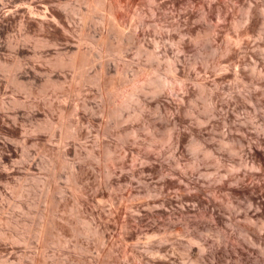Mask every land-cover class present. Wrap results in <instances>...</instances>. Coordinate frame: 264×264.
<instances>
[{
    "label": "rangeland",
    "instance_id": "374dc122",
    "mask_svg": "<svg viewBox=\"0 0 264 264\" xmlns=\"http://www.w3.org/2000/svg\"><path fill=\"white\" fill-rule=\"evenodd\" d=\"M112 1L0 0V264H140L134 257L137 251L152 258L144 246L147 242L158 245L163 235L170 239L165 249L175 264H264V225L254 215L253 206L243 198L229 197L225 190L218 191L216 185L220 184L216 177L231 169L243 172L252 164L248 144L235 150L236 142L228 137L242 133L256 142L258 135L264 136V38L255 44L247 33L248 24L235 21L249 0H206L212 19L218 7L229 9L215 39L178 36L198 31L192 25L199 8L193 0ZM255 2L264 5V0ZM58 21L67 25L66 33L61 32ZM82 31L88 37L83 42ZM77 47L82 54H74ZM149 52L155 54L153 60ZM73 58L76 66L67 64ZM171 63L176 66L174 72ZM102 64L106 68L100 76ZM153 66H157L156 72ZM174 74L179 77L175 84ZM154 77L165 81L158 92L152 89ZM113 84H119L123 94L111 97ZM132 90L134 95L128 99L124 94ZM213 94L217 95L212 102ZM124 100L119 110L122 121L118 122L120 116L111 109ZM226 117L243 123L246 130L230 129ZM167 119L178 121V129L189 135L181 150L189 190L177 191L173 184H163L158 172L161 167L178 170L173 165L171 140L164 142L159 160L152 161L158 168L152 171L141 160H132L138 145H124L117 133L120 127L142 123L139 140L148 141L155 132L159 139L168 133ZM145 121L159 126L147 129ZM193 132L207 140V145L195 147ZM100 141L104 147H115L117 157L124 156L127 149L123 168L105 154ZM91 150H101L106 157L91 156ZM242 158L250 164L237 165ZM72 173L77 185L69 179ZM251 177L259 182L256 175ZM251 177L247 175L241 185H249ZM194 183L205 190L200 195L210 200L221 222L213 221L211 212L197 214L202 209L198 205L199 210L190 206L188 215L203 218L202 225L186 232L180 231L181 226L153 230L156 224L165 229L150 215L160 203L141 193L143 188L160 189L163 184L162 197L172 198L173 206L168 209L178 211L182 203L198 204L189 197L195 193ZM259 185L247 186L254 189L257 199L264 194V182ZM211 189L217 190V196ZM181 191H185L183 197H178ZM79 197L87 199L86 207L80 205ZM97 217L107 226L105 237L96 231ZM127 220L136 232L132 239L127 238L131 230L125 226ZM174 220L180 224L178 218ZM213 249L217 258L212 257Z\"/></svg>",
    "mask_w": 264,
    "mask_h": 264
},
{
    "label": "bare ground",
    "instance_id": "6f19581e",
    "mask_svg": "<svg viewBox=\"0 0 264 264\" xmlns=\"http://www.w3.org/2000/svg\"><path fill=\"white\" fill-rule=\"evenodd\" d=\"M93 1V0H92ZM234 1V0H233ZM242 1V0H241ZM245 1V0H244ZM112 2H115L117 4V1L116 0H113ZM124 2V1H123ZM193 2L195 3L194 7H199L197 12L198 14H194L192 16V25H197L198 26V31H196L195 33L193 32H188V33H185V32H180L179 33V37L181 39H186V38H189V39H215L218 35H219V28L220 26L222 25V23H224L226 20H227V16L229 14V9H227L226 7H223V6H220L217 8V10H215L216 12V18L215 19H212L211 16H210V13L207 9L208 6H206V0H193ZM226 2V1H225ZM107 4V3H106ZM113 5L115 4H112L111 7H113ZM136 5V4H135ZM172 5V4H171ZM225 5V4H224ZM110 8V7H109ZM124 9V8H123ZM233 9V8H232ZM90 10V9H89ZM93 10V9H92ZM114 10V9H113ZM179 10V9H178ZM241 10H242V13L241 15L238 17H236L235 21H236V24H248L249 26V31L247 32L248 35L252 38V42L254 41V43H258L260 42L263 38H264V5L263 6H260L258 3L255 2V0H249L247 1L246 3H243V5L241 6ZM108 12V11H107ZM115 12V11H114ZM117 12V11H116ZM91 13V12H90ZM133 13V12H132ZM148 13V12H147ZM126 14V13H125ZM232 14V13H231ZM230 14V15H231ZM235 14V12H234ZM89 15V14H88ZM131 16V15H130ZM233 16V15H232ZM231 17V16H230ZM88 19V18H87ZM101 19V18H100ZM123 20V19H122ZM106 21V20H105ZM109 21V20H108ZM107 21V22H108ZM126 21V20H125ZM91 22V21H90ZM134 22V21H133ZM92 23V22H91ZM229 23V22H228ZM42 24V23H41ZM90 24V23H89ZM88 24V25H89ZM105 24V23H104ZM230 24V23H229ZM25 25V24H24ZM57 25L60 27L61 29V32L62 33H66L68 31V27L66 24L58 21L57 22ZM125 25V24H124ZM42 28L45 27V25H41ZM225 26V25H224ZM88 27V26H87ZM124 27V26H123ZM140 27V26H139ZM230 27V26H229ZM194 28V26H193ZM224 28V27H223ZM84 29V27H83ZM89 29V28H88ZM92 29V28H91ZM90 29V30H91ZM95 29V28H94ZM134 29V28H133ZM196 30V29H195ZM107 31V30H106ZM137 32V31H136ZM225 32V31H224ZM125 33V32H124ZM49 34V32H48ZM94 34V33H93ZM111 34V33H110ZM109 34V35H110ZM43 35V34H42ZM100 35V33H99ZM97 36V35H96ZM116 36V35H115ZM136 36V35H135ZM248 36V37H249ZM111 37V35H110ZM130 37V36H129ZM247 37V36H246ZM93 38V37H92ZM112 38V37H111ZM223 38V37H222ZM88 39V37L86 36V34L82 31L81 34H80V41L83 42V41H86ZM188 39V40H189ZM224 39V38H223ZM246 39V38H245ZM103 42V41H101ZM130 42V41H129ZM109 43V42H108ZM223 43V42H222ZM55 44V43H54ZM57 44V43H56ZM74 44V43H73ZM195 44V43H194ZM243 44V43H242ZM78 45V44H77ZM100 45V44H98ZM133 45V44H132ZM101 46V45H100ZM254 46V45H253ZM260 46V45H259ZM71 47V46H70ZM89 47V46H88ZM97 47V46H96ZM104 47V46H103ZM102 47V48H103ZM124 47V46H123ZM132 47V46H131ZM155 48V47H154ZM253 48V47H252ZM88 49V48H87ZM104 49V48H103ZM114 49V48H113ZM146 49V48H145ZM153 49V48H152ZM91 50V49H90ZM106 50V49H105ZM136 50V49H135ZM67 51V50H66ZM97 51V50H95ZM93 51V52H95ZM121 49L118 50V52H120ZM82 49L81 47H77L76 51L74 54H82ZM104 52V50H103ZM98 53V52H97ZM96 53V55H97ZM95 54V53H94ZM104 54V53H103ZM161 54V53H160ZM90 56V55H89ZM149 56L152 57V60L153 58H155V54H153L152 52H149ZM175 56V55H174ZM92 57V56H91ZM99 57V56H98ZM84 59V58H83ZM94 60V59H93ZM113 60V59H112ZM82 61V60H81ZM110 61V60H109ZM91 62V61H90ZM69 65L71 66H76L77 65V61H76V58H73L71 59L70 61H68ZM153 64V63H152ZM112 66V65H111ZM175 64L171 63L170 64V70L172 72H174L176 70L175 68ZM106 68V67H103V64L101 66V73H100V76L102 75L103 73V69ZM137 68V67H136ZM110 69V68H109ZM158 70L157 66H153L152 68V71L153 72H156ZM118 72V71H117ZM140 72L137 73V75H139ZM76 75V74H75ZM87 75V74H86ZM222 76V74H220ZM82 77V76H81ZM220 77V76H219ZM83 78V77H82ZM88 78V77H87ZM98 78V77H97ZM108 78V77H107ZM137 78V77H136ZM135 78V79H136ZM143 80V79H142ZM179 80V77L174 74V78H173V81H174V84L175 82H178ZM182 80V79H181ZM53 81V80H52ZM86 81V80H85ZM100 81V80H99ZM84 82V81H83ZM92 82V81H91ZM142 82V81H141ZM164 80L163 79H160V78H157L153 80H151V83L153 84V91L154 92H158L159 89L164 85ZM181 82V81H179ZM130 83V82H129ZM74 84V83H73ZM85 84V83H84ZM103 84V83H102ZM125 84V83H124ZM149 84V83H148ZM178 84V83H177ZM180 84V83H179ZM82 85V84H81ZM166 85V84H165ZM87 86V85H86ZM85 86V87H86ZM104 86V85H103ZM165 87V86H164ZM72 88V87H71ZM70 88V89H71ZM74 88V87H73ZM78 88V87H77ZM102 88V87H101ZM120 85H116V84H113L112 85V88L109 87V94L111 97H115V96H119L121 94H123L120 90ZM186 88V87H185ZM143 89V88H142ZM63 91V90H62ZM73 91V90H72ZM103 91V90H102ZM105 91V90H104ZM135 91V90H134ZM36 92V90H35ZM34 92V93H35ZM108 92V91H107ZM103 93V92H102ZM136 93V92H135ZM219 93V92H218ZM80 94V93H79ZM220 94V93H219ZM101 95V94H100ZM106 95V94H105ZM126 95V97L128 99H130L131 97H133L134 93H133V90L127 94H124ZM138 95V94H137ZM217 95V94H216ZM216 95L213 94L212 96V102L213 100L216 99ZM105 97V96H104ZM208 97V96H207ZM107 98V97H106ZM119 98V97H118ZM126 98V99H127ZM190 98V97H189ZM223 98V97H222ZM221 98V99H222ZM156 99V98H155ZM209 99V97H208ZM207 99V100H208ZM153 100V99H152ZM204 100V99H203ZM225 100V99H224ZM116 101V100H115ZM144 101V100H142ZM226 101V100H225ZM117 102V101H116ZM121 102V101H120ZM126 100H124L123 102H121L120 104H115L114 107L111 109V112L120 116V113H119V110L122 108V106L125 104ZM216 102V101H215ZM214 102V104H215ZM146 103V102H145ZM151 104V103H150ZM206 104V103H205ZM144 105V104H143ZM146 105V104H145ZM160 105V104H159ZM219 105V104H218ZM150 106V105H149ZM148 106V107H149ZM68 107V106H67ZM66 107V108H67ZM147 107V106H146ZM159 107V106H158ZM217 107V106H216ZM58 108H59V105H58ZM160 108V107H159ZM107 109V108H106ZM125 109V107H124ZM162 109V108H161ZM219 109V108H218ZM160 110V109H159ZM171 110V109H170ZM79 112V111H78ZM106 112V111H105ZM210 112V111H209ZM214 112V111H213ZM59 113V111H58ZM127 113V112H126ZM175 113V112H174ZM182 113V112H181ZM106 114V113H105ZM152 114V113H151ZM66 115V114H65ZM230 115V114H229ZM82 116V115H81ZM123 116V115H122ZM122 116H120L118 118V122H121L122 121ZM127 117V116H126ZM163 118V117H162ZM115 119V118H114ZM127 119V118H125ZM191 119V118H190ZM178 120V118H177ZM182 121V120H181ZM179 121V122H181ZM147 122V121H145ZM198 122V121H197ZM224 122H225V125L228 126L230 129H236V130H246L245 128V125L243 123H239L237 121H234V120H231L230 118H224ZM148 123V122H147ZM195 123V122H194ZM122 124V123H121ZM264 124V123H263ZM161 125V124H160ZM165 125L166 127H168V133H166V136L164 137H159L158 139V133H153V136H150L149 137V140L148 141H141L139 140L140 139V135H141V132H140V127H143L144 124L142 123H137V124H131L129 125V127L127 128H121L119 130H117V133L119 134L120 138L123 139V144L126 145V144H130V143H134L136 144L135 146L137 147L136 150H134V152H132L131 156H132V160L136 161V160H141L143 163H145V165L148 166V168L150 170H157L155 168L154 165H152V161H154L155 159H158L159 160V157L161 156V153H162V147L164 146V142L167 141V140H171V143L173 145V165L174 166H177L178 167V170H175L173 167H170L169 169L168 168H165V171L164 169H161L158 170L159 174L161 175L162 179L164 180V183H167V185H171L173 184L174 187H176L177 191L180 189V190H183V188H185V190H189L188 189V183L190 184V181L188 180L189 178H187V171L184 167V165H182V157H181V150L184 146V143L187 140V135L184 131H181L178 129V121L174 120V119H167V121L165 122ZM79 126V125H78ZM76 126V136L79 137L80 135V132H79V127ZM158 123L157 122H152V123H148L145 127L148 128H151L152 129H156L157 128ZM74 127V126H73ZM74 128V129H75ZM181 128V127H180ZM103 129V128H102ZM127 129H129L130 131L127 132ZM142 129V128H141ZM196 130V129H195ZM263 130V129H262ZM113 131V130H112ZM226 132V131H225ZM192 133V132H191ZM204 133V132H203ZM83 134V133H82ZM81 134V135H82ZM102 134V133H101ZM164 135V134H163ZM194 135V139H193V143L196 146H201V145H207V140H205L200 134L196 133V132H193ZM227 135V134H226ZM245 135V134H244ZM242 133L239 135H235V134H232L230 135L228 138L232 139L231 141H234L236 142V147L233 148L236 150L241 148V146H243L244 144L246 145V143L248 144V151L247 153L249 154V157H251V167L249 169H245L243 172H240V170L238 168V171L235 170V169H231L232 171H229L228 174H223V175H220L216 178H218L217 182H220V184H216L220 190L218 191H227L229 197L233 198V197H236V198H242L246 200V202H248L250 204V206H253V211H254V215H256L259 219V221L264 225V194L262 197L260 198H256L255 195H254V189L252 187H247L249 186L250 184H253V187L256 186L257 184L259 185V182H264V136H261V135H258V138H257V141L255 142H252L250 139H246V137L244 136ZM251 135V134H250ZM130 136V137H128ZM117 137V136H116ZM190 138V137H189ZM226 138V139H228ZM115 140V139H114ZM191 140V138H190ZM109 141V140H108ZM101 142V141H100ZM141 144L145 145V146H152L153 148L152 149H144L143 147H141ZM188 144V143H187ZM186 144V145H187ZM234 144V143H233ZM76 145V144H75ZM131 145V144H130ZM101 148L103 147L104 148V151H105V154L106 155H112L113 158L117 161H115L119 167L123 168L125 166V163L127 161L126 159V150L124 151L125 155L124 156H119L120 158H118L117 156H114V151H115V147H112V146H103L102 142L100 143ZM133 146V145H132ZM235 146V145H234ZM90 147V146H89ZM125 147V146H124ZM210 147V146H209ZM128 148V147H127ZM164 149V148H163ZM203 149V148H202ZM206 149V148H205ZM69 150V149H68ZM102 150V149H101ZM101 150L95 152L94 151H90L89 153L91 154V156H95V157H102L104 156L102 153L103 151L101 152ZM123 151V150H121ZM209 152L213 153V150H210ZM116 153H117V149H116ZM246 153V154H247ZM54 154V153H53ZM76 154V153H75ZM81 155V153H80ZM106 155L104 157H106ZM214 155V154H213ZM220 155V153H219ZM231 156V155H230ZM83 157V156H82ZM102 157V158H104ZM128 158V157H127ZM59 159V158H58ZM87 159V158H86ZM216 159V158H215ZM47 161V160H46ZM84 163V161H83ZM250 164V162L247 161V159H240V162L237 164L239 165L240 167L241 166H247L245 164ZM56 164V163H55ZM89 164V163H88ZM155 164V163H154ZM248 164V165H249ZM92 165V164H91ZM162 165V164H161ZM198 165V164H197ZM163 166V165H162ZM186 166V165H185ZM164 167V166H163ZM187 167V166H186ZM189 168V166H188ZM57 169V168H56ZM73 171L75 172V167L72 168ZM102 169V167H101ZM105 169V168H104ZM92 170V169H91ZM235 170V171H234ZM77 171V170H76ZM84 171V169H83ZM155 172V171H154ZM228 172V171H227ZM87 173V172H86ZM92 173V172H91ZM102 174V173H101ZM175 174H178V177L176 180H169L167 177L169 175H175ZM134 175V174H133ZM249 175V177L251 176H254L256 175V177H259V182L255 183L253 180H252V177L251 179L248 178L249 180V185H241L243 183H245L246 181V176ZM262 176V177H261ZM66 177V176H65ZM74 173H72L70 176H69V179L73 180V182L75 181L74 179ZM115 177V176H114ZM93 178V177H92ZM262 178V179H261ZM50 179V178H49ZM94 179V178H93ZM81 180V179H80ZM89 180V179H88ZM214 179V181H216ZM56 181V180H55ZM84 181V180H83ZM94 181H97L96 179ZM108 181V180H107ZM77 182V181H76ZM216 182V183H217ZM72 183V182H71ZM75 183V182H74ZM162 184V185H163ZM192 184V182H191ZM195 184V183H194ZM211 184H214L211 182ZM231 184H233L234 186H232ZM66 185V184H65ZM75 185H77L75 183ZM85 185V183H84ZM87 185V184H86ZM100 185V184H99ZM158 187V189H155V188H152L151 186L149 185H146L142 192L141 193H144L147 197H152L154 198V202H157V203H160V205H157L158 207L154 208L156 209L155 212H153V207L151 208L152 210L150 211V215H152L155 218H157L159 220V223L162 224V226L165 228V229H162L161 226L159 224H156L152 229L155 230V231H158V232H161V231H166V230H169V229H175L177 228L178 226V229H179V226H181L180 228V231L181 230H184L185 232L186 231H190V229H192L193 227L195 226H200L203 224V218L201 219H197V217L195 219H191V217L189 218V213L191 208L190 206H201V210L199 211V213H197L195 210H192L194 212H196L197 214H200V215H203V214H207L209 212L211 217L214 219L213 221H220L221 220V217L219 215H217V212L215 209H212L211 208V205H210V200H207L205 201L200 195V192L203 188H201L202 186H199V184H195L194 187L192 188H195V193L193 192V194H191L190 192V196L189 197H193L195 201H197L198 204H192V205H188V204H185V203H182L181 205L178 206V211H176L178 213V216H175L174 213H176L174 211L173 208H170L168 209V206L171 205L173 206L172 204V198L170 199L169 198H165V197H162L163 195V187H165L163 185V187ZM173 185H171L173 187ZM215 185V184H214ZM52 186V185H51ZM92 186V185H91ZM153 186V185H152ZM159 186V185H158ZM193 186V185H192ZM213 186V185H211ZM261 186V185H259ZM191 187V186H189ZM210 187V186H209ZM53 188V187H51ZM95 188V186H94ZM182 188V189H181ZM214 188V187H213ZM217 188V187H216ZM91 189V188H90ZM218 189V188H217ZM238 189V190H237ZM52 190V189H51ZM119 190V188H118ZM192 190V189H191ZM210 189H208L209 191ZM91 191V190H90ZM166 191V189H165ZM164 191V192H165ZM203 191H205L203 189ZM207 191V193H208ZM213 191V194L216 195V191L211 189V192ZM221 191V192H222ZM59 192V191H58ZM185 192V191H184ZM181 191V193L179 192L178 197H183V193ZM188 192V191H187ZM210 192V191H209ZM215 192V193H214ZM89 193V192H88ZM188 193V194H189ZM205 193V192H204ZM219 192H217L218 194ZM94 194V193H93ZM129 194V193H128ZM187 194V195H188ZM208 194H211V193H208ZM226 194V193H225ZM72 195V194H71ZM100 195V194H99ZM161 195V197H160ZM212 195V194H211ZM211 196L212 198H217L216 196ZM227 195V196H228ZM259 195V194H258ZM166 196V195H165ZM186 196V194H185ZM44 197V196H43ZM55 197V196H54ZM168 197V196H167ZM176 197V196H175ZM129 198V197H128ZM188 198V197H187ZM211 198V200H213ZM106 199V198H105ZM124 199V198H123ZM51 200V199H50ZM54 200V199H53ZM77 200V199H76ZM90 200V199H89ZM121 200V199H120ZM216 200V199H214ZM66 201V200H65ZM78 201L80 203L81 206L83 207H86L87 206V199L85 198H81L79 197L78 198ZM190 202V201H189ZM172 203V204H171ZM59 204V203H58ZM89 204V203H88ZM153 204V203H152ZM141 205V204H140ZM213 205V204H212ZM149 206V205H148ZM156 206V205H155ZM72 207V206H71ZM50 208V207H49ZM63 208V207H62ZM175 208V207H174ZM197 208V207H196ZM195 208V209H196ZM214 208V207H213ZM48 209V208H47ZM112 209V208H111ZM150 209V208H149ZM198 209V208H197ZM69 210V209H68ZM199 210V209H198ZM215 210V211H214ZM60 211V210H59ZM94 211V210H92ZM50 212V210H49ZM70 212V211H69ZM96 213V211H94ZM98 212V211H97ZM100 212V211H99ZM124 212V211H123ZM149 212V211H148ZM55 213V212H54ZM93 213V212H92ZM102 213V212H101ZM100 213V216H102V214ZM176 213V214H177ZM56 214V213H55ZM64 214V213H63ZM86 214V213H85ZM98 214V213H97ZM116 214V213H115ZM121 214V213H120ZM251 214V213H250ZM69 215V214H68ZM80 215V214H79ZM96 215V214H95ZM94 215V216H95ZM59 216V215H58ZM97 216V215H96ZM95 216V217H96ZM197 216V215H196ZM47 217V216H46ZM51 217V216H50ZM56 217V216H55ZM54 217V218H55ZM65 217V216H64ZM99 217V215H98ZM97 217V218H98ZM66 218V217H65ZM69 218V217H68ZM77 218V217H76ZM101 218V217H100ZM98 218V220L100 219ZM107 218V217H106ZM105 218V219H106ZM123 218V217H122ZM133 218V217H132ZM139 220L140 221H144L142 216H138ZM174 218H178V221H179V225L177 224V222L174 220ZM198 218L199 215H198ZM47 219V218H46ZM96 219V218H94ZM155 219V220H157ZM131 220V218H130ZM130 220H127L125 226L131 230L128 231L127 233V238H134L135 237V231L133 230V226L131 221ZM157 220V221H158ZM177 220V219H176ZM48 221V220H47ZM71 221V220H70ZM73 221V220H72ZM75 221V220H74ZM99 222V224H97L98 228H96V231L97 232H100V234L102 233V236L105 237L106 236V224L99 220L97 221ZM221 222V221H220ZM124 223V222H123ZM158 223V222H157ZM212 223V222H211ZM43 224V223H42ZM46 224V222H45ZM58 224V223H57ZM56 224V226H57ZM81 224V223H80ZM118 224V223H117ZM155 224V223H154ZM150 225V224H149ZM214 225V224H213ZM37 226V224H36ZM74 226V225H73ZM91 226V225H90ZM110 226V225H109ZM138 226V225H136ZM50 227V226H49ZM66 228V226H64ZM76 227V226H75ZM123 227V226H122ZM148 227V226H147ZM44 229V228H43ZM67 229V228H66ZM98 229V230H97ZM47 230V229H46ZM45 230V231H46ZM64 230V229H63ZM239 231V230H238ZM42 230H40V234H41ZM55 232V231H54ZM80 232V231H79ZM51 233V232H50ZM63 233V231H62ZM223 233V232H222ZM234 233V232H233ZM44 234V233H43ZM88 234V233H87ZM113 234V233H112ZM182 234V233H181ZM72 235V234H71ZM111 235V234H110ZM109 235V236H110ZM76 236V234H75ZM80 236V235H79ZM179 236V235H178ZM38 237V236H37ZM25 238V237H24ZM43 238V237H42ZM169 238V237H168ZM168 238L166 237V235L162 236L160 239H159V243L157 245V243H154L151 244V242H147L144 246L145 250H148L151 254H153V257L152 258H149L151 257V255L146 258L147 256L145 255V252L141 253V252H138L135 254V258L138 260V262L140 264H175L173 261L171 262L168 258H169V252L167 254L166 252V241L168 240ZM190 238V237H189ZM54 239V238H53ZM112 239V238H111ZM173 239V238H172ZM46 240V239H45ZM62 240V239H61ZM170 240V239H169ZM168 240V241H169ZM186 240V239H185ZM42 241V240H41ZM47 241V240H46ZM75 241V240H74ZM167 241V242H168ZM44 242V241H43ZM49 242V241H48ZM188 243V242H187ZM156 244V245H155ZM40 245V244H39ZM121 245V244H120ZM50 246V245H49ZM111 246V245H110ZM196 246V245H195ZM202 246V245H201ZM229 246V245H228ZM237 246V245H236ZM40 247V246H39ZM181 247V246H180ZM192 247V246H191ZM47 248V247H46ZM122 248V247H120ZM256 248V247H255ZM239 249V250H238ZM107 250V249H106ZM212 250V249H211ZM253 250V249H252ZM126 251V250H125ZM174 251V250H173ZM237 251H240L242 253V255H244L245 252H243L242 250V247L241 248H237ZM106 252V251H105ZM254 252V251H253ZM43 253V252H42ZM103 254V253H102ZM107 254V253H106ZM41 255V254H40ZM171 255V254H170ZM245 255H248V254H245ZM39 256V255H38ZM119 256V255H117ZM168 256V257H167ZM249 256V255H248ZM212 257L213 258H217L218 257V252L216 249H213V253H212ZM49 258V257H48ZM130 258V257H129ZM248 258V257H247ZM38 259V258H37ZM96 259V258H95ZM135 259V260H136ZM199 259V258H198ZM201 259V258H200ZM100 260V259H99ZM132 260V259H131ZM113 261V260H112ZM215 261V260H214ZM57 262V260H56ZM106 262V261H105ZM133 262V261H132ZM111 263V262H110ZM52 264V263H51Z\"/></svg>",
    "mask_w": 264,
    "mask_h": 264
}]
</instances>
